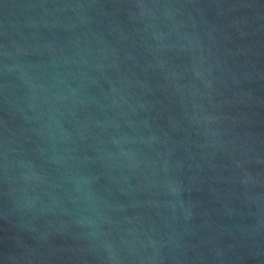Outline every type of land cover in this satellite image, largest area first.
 I'll list each match as a JSON object with an SVG mask.
<instances>
[{
	"label": "water",
	"instance_id": "water-1",
	"mask_svg": "<svg viewBox=\"0 0 264 264\" xmlns=\"http://www.w3.org/2000/svg\"><path fill=\"white\" fill-rule=\"evenodd\" d=\"M0 264H264V0H0Z\"/></svg>",
	"mask_w": 264,
	"mask_h": 264
}]
</instances>
